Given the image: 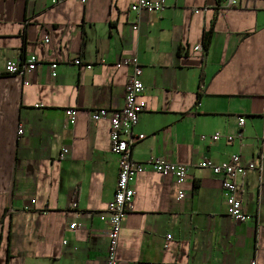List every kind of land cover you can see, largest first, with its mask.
<instances>
[{
	"label": "crops",
	"instance_id": "1",
	"mask_svg": "<svg viewBox=\"0 0 264 264\" xmlns=\"http://www.w3.org/2000/svg\"><path fill=\"white\" fill-rule=\"evenodd\" d=\"M134 1L0 0V264H105L117 156L109 121L90 111L121 108L132 67L115 64L131 56L146 104L131 157L188 174L135 178L117 264H264V0H166L139 13ZM30 54L34 70L6 73ZM234 154L255 165L239 184L245 221L230 215L221 176L199 165Z\"/></svg>",
	"mask_w": 264,
	"mask_h": 264
},
{
	"label": "built area",
	"instance_id": "2",
	"mask_svg": "<svg viewBox=\"0 0 264 264\" xmlns=\"http://www.w3.org/2000/svg\"><path fill=\"white\" fill-rule=\"evenodd\" d=\"M84 2L85 0H78ZM230 4H235V0L228 1ZM166 0H135L130 5V10L139 13L141 10L147 12H159L164 9ZM133 29L138 28V21L133 23ZM48 42V39H44ZM75 64H80L78 58L73 61ZM39 63V60L34 54H30L25 58L8 61L4 69L8 74L18 75L23 77L26 71L34 70ZM122 65H130L132 73L129 76L124 87V100L121 108L109 111L107 108H99L90 111V117L93 121L107 119L110 125L109 131V149L117 156V179L112 198L107 203L106 214L108 216L109 228L106 232L108 237V248L106 251L105 264H117V251L119 244V235L123 226V221L132 210L133 200L136 195L134 188L135 178L147 171L151 170L161 175H172L177 183L183 182L188 174V165L182 163H173L162 157H149L144 161H137L131 157V149L136 139L143 138V134H135L134 128L138 124L139 114L145 110L146 104L140 99L143 90L141 80V67L138 59L134 56L124 57L115 64V67ZM51 75L56 76L57 63L50 64ZM87 68L91 65L87 64ZM39 105H36L38 107ZM66 115L70 121L75 120V109H66ZM239 125H243L242 117L238 120ZM18 134H22V128L18 129ZM240 137V134L238 135ZM206 135H200L201 140H205ZM221 138L219 133H214L208 136L211 141H217ZM227 140H232V136H227ZM66 149L63 148V153ZM201 167L209 168L213 174L221 176V191L225 199V203L229 208L230 215L237 221H245L249 219V215L242 210V200L238 193L240 191V179L246 169L255 168L254 163H243L239 154L232 155L228 160L215 163L205 159L199 163ZM184 192L179 190L178 198H182ZM34 202V201H32ZM71 206H75V201H71ZM75 223H71L69 228L73 229ZM167 235V239H170ZM151 264V263H142ZM250 264H256V260L252 259Z\"/></svg>",
	"mask_w": 264,
	"mask_h": 264
},
{
	"label": "trees",
	"instance_id": "3",
	"mask_svg": "<svg viewBox=\"0 0 264 264\" xmlns=\"http://www.w3.org/2000/svg\"><path fill=\"white\" fill-rule=\"evenodd\" d=\"M210 34H205L203 38V48L207 49L209 46Z\"/></svg>",
	"mask_w": 264,
	"mask_h": 264
}]
</instances>
